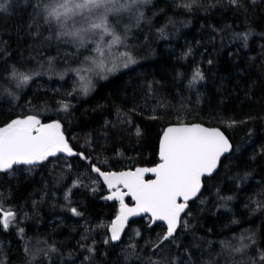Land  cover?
<instances>
[{
	"label": "trees",
	"instance_id": "16d2710c",
	"mask_svg": "<svg viewBox=\"0 0 264 264\" xmlns=\"http://www.w3.org/2000/svg\"><path fill=\"white\" fill-rule=\"evenodd\" d=\"M50 2L7 0L0 10V126L28 115L59 120L88 159L60 152L0 172V211L16 213L0 226V264H264V0L129 5L134 18L119 29L133 63L94 77L86 94L71 69L90 44L56 39ZM241 33H250L246 41ZM13 68L38 75L18 87ZM197 73L203 80L190 84ZM177 121L221 127L232 151L204 179L173 238L155 247L166 227L140 217L119 242L105 243L119 202L105 199L92 165L156 164L161 134Z\"/></svg>",
	"mask_w": 264,
	"mask_h": 264
},
{
	"label": "snow or ice",
	"instance_id": "6c2138e0",
	"mask_svg": "<svg viewBox=\"0 0 264 264\" xmlns=\"http://www.w3.org/2000/svg\"><path fill=\"white\" fill-rule=\"evenodd\" d=\"M230 2L239 4V0ZM0 10H7V0H0ZM44 10L46 16L59 25L58 39L69 37L78 48L86 47L90 39L96 45V56L85 57L81 67L71 69L79 76L80 87L85 94L92 83L91 76L117 70L118 64L115 60L111 61V67L106 66V62L113 55L112 46L122 42L109 22V13L119 11L114 7V0H56L44 5ZM106 35L111 36V41L105 45L107 54L105 47H101V44L105 43ZM248 35L250 33L237 34V38L246 41ZM125 56H128L131 62L128 53L121 52L117 58ZM122 66L128 65L124 63ZM12 75L18 80L19 87L27 84L32 75L38 73L30 75L13 68ZM199 80H203V75L197 73L190 84ZM62 107L67 110L69 105L65 102ZM139 134L140 130L137 128V135ZM231 148L228 138L219 128H205L200 124L185 125L177 121L176 126H169L163 133L159 149L162 162L157 166L136 168L135 171L102 172L99 167L92 165L93 171L103 176L107 187L115 189L105 199L120 202L119 214L111 223L110 236L106 238L105 243L109 240L119 241L129 216L141 213H150L153 223L166 222V232L155 247L158 248L164 241L173 238L179 227H187V222L181 219V214L185 213L188 201L199 193L202 177L211 175L220 157ZM60 152L88 159L83 153H76L69 146L59 120L42 123L38 116L28 115L0 126V172L8 173L14 166L36 165ZM149 172L155 174V179H144L145 173ZM119 186L127 189V192L121 191ZM126 195L135 200V207L125 204ZM71 211L81 215L75 208ZM15 216L16 213L12 211H0V226L7 229ZM20 231L23 232V229ZM240 239L243 240L244 237ZM222 243L225 247L229 246L226 242ZM25 250L27 251V248ZM234 251H242V248H236ZM260 258L264 260V254Z\"/></svg>",
	"mask_w": 264,
	"mask_h": 264
},
{
	"label": "rangeland",
	"instance_id": "374dc122",
	"mask_svg": "<svg viewBox=\"0 0 264 264\" xmlns=\"http://www.w3.org/2000/svg\"><path fill=\"white\" fill-rule=\"evenodd\" d=\"M122 1H124V3H126L125 5H123V3H122ZM144 2H146V0H114V7L116 8V9H119V11H116V12H111V13H109V22H110V24H111V26H112V29H113V31L117 34V35H119L120 36V38H121V44H118V45H113L112 46V49H111V52L113 53V55L109 58V60L106 62V66L107 67H111L112 66V63H111V61L112 60H115L116 61V63L118 64V68H117V70L116 71H120V70H122V69H126L128 66H130V64H132L131 62L129 63V57L128 56H125V57H119V58H117L118 57V54L119 53H121V52H123V53H128V54H130V52L126 49V47L124 46V42H125V40H124V38H123V35L121 34V32H120V29L119 28H121L122 27V25H123V23H125L126 22V20H129V18H134L133 17V15L135 14V13H133V12H129V10L130 9H128L127 7L130 5H132L130 8H135V7H141L143 4H144ZM125 7V8H124ZM131 11V10H130ZM137 17V20H139V17H140V15L138 16H136ZM125 21V22H124ZM52 28L54 29V31L56 32V36H58V32H59V25H58V23L56 22V21H54V20H52ZM77 27H78V25H77ZM56 38V37H55ZM61 38H63V37H60L59 39L58 38H56L57 40H60ZM65 38H67V39H71V38H69V37H64L63 39H65ZM66 40V39H65ZM62 41V40H61ZM111 41V36H108V35H106L105 37H104V42L105 43H103V44H101V47H105V52H106V54H107V52H108V49H107V47L105 46L106 45V43H109ZM123 43V44H122ZM89 44H90V46H89V50H91V52H90V54L88 55V56H96L97 54L95 53V51H94V49H95V44L92 42V39H90L89 40ZM86 47H88V46H86ZM85 47V48H86ZM130 59H131V56H130ZM84 63V62H83ZM82 63V64H83ZM124 63H127V67H123L122 65L124 64ZM81 64V65H82ZM81 65L79 66V67H81ZM78 67V68H79ZM115 71V72H116ZM113 73V72H112ZM81 74H83V73H81ZM107 73H101L100 74V76L101 77H103L104 75H106ZM76 76H77V78H78V82H79V85H81V82L79 81V76L76 74ZM100 76H91L90 78H91V81H92V83H91V85H90V87H92V84L94 83V81H95V78L94 77H100ZM184 122V121H183ZM43 123V122H42ZM50 123V122H49ZM66 138V137H65ZM68 141V140H67ZM70 146V145H69ZM58 154V153H57ZM56 154V155H57ZM107 168L108 169H114L112 166H107ZM109 192V191H108Z\"/></svg>",
	"mask_w": 264,
	"mask_h": 264
},
{
	"label": "water",
	"instance_id": "95a60500",
	"mask_svg": "<svg viewBox=\"0 0 264 264\" xmlns=\"http://www.w3.org/2000/svg\"><path fill=\"white\" fill-rule=\"evenodd\" d=\"M180 123H181V124H185V125L200 124V125H202V126L205 127V128H219L220 131L223 132L224 135L228 138L230 144L232 145L231 150H230L229 152L224 153V154L220 157V161H219V163H218L216 169L212 172V174H211V175H205L204 177H202V187H201L199 193L197 194V196L191 198V199L188 201V206H189V202L192 201V200H194V199H196V198L201 194V192H202V190H203V187H204V179H205L207 176H212L213 174H215V173L217 172V170H218V168H219V166H220L221 161L223 160V158H224L226 155H228V154L232 151V149H233V144H232V142H231L229 136L226 134V132H225L221 127H219V126L207 125V124H205V123L197 122V121H194V122H180ZM176 125H177V122L168 124V125L164 128V130H163V132H162V134H161L160 141H161V139H162V136H163L164 131H165L169 126H176ZM160 141H159V149H160ZM159 158H160V155H159ZM161 162H162V160H161V158H160V161H158L156 164L151 165V166H136V167H134V168H126V169H120V170H116V169H104V168H101V167H99V166H96V167H99V168L101 169L102 172H123V171H135L136 168H152V167L157 166V165L160 164ZM97 174H98V173H97ZM98 175H99V174H98ZM99 176H100V175H99ZM100 178H101V180L103 181V183H104V184L106 185V187H107V182L104 180L103 176H100ZM144 179H145V180L155 179V174H154V173H150V172H149V173H145V175H144ZM119 187H120V190H121V191L127 192V189H124L122 186H119ZM107 189L109 190L107 196L111 195L112 192L115 191L114 188L110 189V188L107 187ZM126 197H130L131 200H130V201H127V200H126ZM116 201L119 202V200H116ZM124 202H125V204H127L129 207H135V203H136V202H135V200H134L130 195H126V196H125V200H124ZM180 202H182V201H180ZM119 208H120V202H119L118 212H117V214L114 216V218L112 219V221H113V220L115 219V217L119 214ZM187 209H188V207L185 209V213H186ZM3 212H7V211H3ZM185 213H182V214H181V219H183V216H184ZM140 217H149V218H150V222H151V224L162 223V224H164V226L166 227V222H164V221H156L155 223H153V222H152V218H151V214H150V213H141V214H139V215L129 216L128 221H127V223H126V225H125V227H124V231H123L122 234H121V239H122L123 235L125 234V231L127 230L129 223H130L131 221L137 219V218H140ZM112 221H111V222L109 223V225H108L109 235H110V226H111ZM178 229H179V228H178ZM178 229H177V230H178ZM121 239H120V240H121ZM120 240H119V241H120ZM119 241H113V242H119Z\"/></svg>",
	"mask_w": 264,
	"mask_h": 264
},
{
	"label": "bare ground",
	"instance_id": "6f19581e",
	"mask_svg": "<svg viewBox=\"0 0 264 264\" xmlns=\"http://www.w3.org/2000/svg\"><path fill=\"white\" fill-rule=\"evenodd\" d=\"M177 10V9H176Z\"/></svg>",
	"mask_w": 264,
	"mask_h": 264
}]
</instances>
